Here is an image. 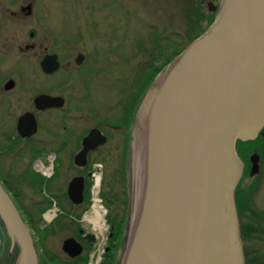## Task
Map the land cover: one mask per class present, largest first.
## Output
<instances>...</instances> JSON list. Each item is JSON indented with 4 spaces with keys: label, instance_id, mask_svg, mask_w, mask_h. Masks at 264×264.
<instances>
[{
    "label": "water",
    "instance_id": "1",
    "mask_svg": "<svg viewBox=\"0 0 264 264\" xmlns=\"http://www.w3.org/2000/svg\"><path fill=\"white\" fill-rule=\"evenodd\" d=\"M208 8L213 22L153 79L134 113L130 145L133 164L140 150L141 186L135 215L131 193L120 264H245L236 143L254 142L264 130V0ZM105 143L91 130L75 164L85 165L87 152ZM259 161L253 152L251 177ZM82 188L81 179L70 183L74 203ZM0 225L8 255L17 250L15 264H39L33 235L1 182ZM62 249L72 258L82 252L71 238Z\"/></svg>",
    "mask_w": 264,
    "mask_h": 264
},
{
    "label": "flooded vegetation",
    "instance_id": "2",
    "mask_svg": "<svg viewBox=\"0 0 264 264\" xmlns=\"http://www.w3.org/2000/svg\"><path fill=\"white\" fill-rule=\"evenodd\" d=\"M198 1L214 18L215 12L209 10L208 4L216 7L220 0ZM65 2L57 1V7L66 5L69 9L70 1ZM39 7L37 0L0 1V182L20 213L19 204L28 202L32 215L41 216L42 230L69 232L62 241V254L50 252L53 263L59 260L69 264L79 259L80 264H101L106 257H113L114 234L107 218L108 215H117L119 178L115 183L111 181L110 193L109 189L101 191L103 184L98 175L105 172L94 156L102 154L109 144L108 129L123 133L126 166L130 151V109L123 107L117 125L99 120L84 127L90 114H77L72 107V99L75 103H86L91 93L87 90L81 98L73 96L75 83L72 84L71 78L78 79L79 74H84L83 79L87 80L91 64H99L102 59V47L90 43V49L72 50L69 27H62V33H59L58 25L54 30L45 22L46 14L47 20L52 15L57 16L58 20V15L53 11L58 8L50 12L42 4ZM23 25L30 28L21 31ZM79 32L80 29L77 40L85 41V34ZM106 61L115 65L108 58ZM42 97L51 99L52 104H38L37 100ZM93 129L106 138V143L89 150L85 165L78 166L75 157L83 149V139ZM240 160L243 164L241 181L245 182L247 175L251 177V165ZM76 178L81 179L83 185L79 203H74L69 195L70 183ZM91 211L101 215L107 226L103 247L98 245L97 228L93 222L85 220ZM243 213L244 235L241 240L245 264H264V224L253 221L246 210ZM69 238L74 239L82 249L75 258L62 249L63 242Z\"/></svg>",
    "mask_w": 264,
    "mask_h": 264
},
{
    "label": "rangeland",
    "instance_id": "3",
    "mask_svg": "<svg viewBox=\"0 0 264 264\" xmlns=\"http://www.w3.org/2000/svg\"><path fill=\"white\" fill-rule=\"evenodd\" d=\"M57 1L62 4L70 1V8L68 9L66 5L57 7ZM39 4L50 9V12L51 9L58 8L53 10L58 15V20L54 15L49 16L52 18L47 20L48 14H46L45 22L53 26L54 30L58 25L59 33H62V27H69L72 50L79 51L84 47L90 49L92 47L90 43L102 47L103 53L100 55L102 59L99 64L96 62L91 64L87 80L83 79L84 74H79L78 79L71 78L72 84L75 83L72 87L73 96L77 95V98H81L87 90L91 93L86 103H75L72 99V107L77 114H90L84 127L93 125L99 120L117 125L123 107L132 109L133 100L153 70L159 67L167 56L177 50L185 49L190 37H195L197 34L194 30L198 26L205 31L207 21L213 16L198 0H37L38 8H40ZM6 23L11 27L8 22ZM29 28V25L20 27L21 31H27ZM79 29L81 31L79 33H84L86 36L83 42L77 40ZM21 33L24 39V33ZM44 33L46 35V32ZM89 39L93 41H86ZM107 58L115 65L108 64ZM108 133L109 144L102 154L94 156V160L103 166L105 172L104 175H98L103 184L101 191L109 189L110 193L111 181L115 183L119 178L117 185L119 201L115 213L120 217L124 210L121 201L125 199L126 186L128 185L130 197L134 188L133 153L130 145L125 171L124 134L110 132L109 129ZM248 151V148H242L244 158L251 165L250 156L253 152L247 154ZM260 158L259 174L250 178L247 175L246 181H241V191L243 212L246 210L253 221L257 220L264 224V156ZM28 204L22 202L19 208L24 216L31 219V233L35 242L41 247L40 253L46 257L48 256L46 250L56 255L62 254V241L69 232L67 230L39 232L36 221L42 218L32 215ZM96 214L93 211L88 212L85 220L93 222L99 236L98 245L103 247L107 238V226L103 223L104 218ZM242 216L245 217L244 213ZM84 224L89 227L88 223L84 222ZM0 232V264H13L9 261L8 242L1 225ZM47 260L49 262L51 258L47 257Z\"/></svg>",
    "mask_w": 264,
    "mask_h": 264
},
{
    "label": "trees",
    "instance_id": "4",
    "mask_svg": "<svg viewBox=\"0 0 264 264\" xmlns=\"http://www.w3.org/2000/svg\"><path fill=\"white\" fill-rule=\"evenodd\" d=\"M204 19V18H202ZM205 20V19H204ZM214 18L213 16L207 21V27L213 22ZM194 31H196V35L195 37H190L189 39V43L192 42L194 39H196L197 37H199L203 32L204 29H201L200 26H198ZM198 31V32H197ZM194 33V32H193ZM182 50H177L175 51V53H173L170 56H167L164 59V62L159 65V67L155 68L152 72V74L150 75L149 79L146 80L145 85L141 88L140 92L138 93V95L135 97V99L133 100L134 102L132 103V109L129 112V116H130V120L129 122H131L132 125V121H133V116L134 113L145 93V91L147 90L148 86L150 85V83L153 81V79L159 74L161 73L168 65L170 62H172V60L177 57L182 51ZM130 142V140H129ZM263 144H264V130L262 131L261 135L258 137L257 140H255L254 142H247V143H242V142H237L236 143V150H237V154L238 156L248 165L249 163L247 162V160L244 158V154L242 152V148H248L249 151L247 152V154L252 153L254 151H257L260 155V157L264 156V148H263ZM124 179V178H123ZM241 183H239L237 190H236V194H235V201H236V208H237V212H238V217H239V222H240V233H241V237H243L244 235V220H243V207H244V203H243V198H242V191H241ZM127 190L125 193V199L124 201H121L122 204L124 205V210L121 213V216L119 217L118 215L111 217L108 215V223L110 224V226L112 227V232H113V240L112 242L114 243V249H113V257H106L103 262L101 264H120V260H121V256L124 250V246H125V242H126V236L128 233V228H129V219H130V215H129V210H130V193L128 192V185L126 186ZM22 218L24 220V222L26 223L27 227L30 229V231L32 230V226H31V219L24 216L22 213ZM42 223V219H38V221H36V227L38 228L39 232H47L46 230H41L40 229V225ZM41 230V231H40ZM34 238V236H33ZM35 241V239H34ZM8 242V241H7ZM36 245V249L38 252V262L39 264H63L61 262L56 261L55 263H53V261L47 260V257H50L51 259L52 254L50 252H47L48 256L46 257V255H42L40 253V249L41 247L38 245L37 242H35ZM16 258H17V250L15 249L14 252L12 253V255H9V261H11L13 264H15L16 262ZM81 262L79 261V259L74 260L72 262H70L69 264H80ZM85 264V263H83Z\"/></svg>",
    "mask_w": 264,
    "mask_h": 264
},
{
    "label": "bare ground",
    "instance_id": "5",
    "mask_svg": "<svg viewBox=\"0 0 264 264\" xmlns=\"http://www.w3.org/2000/svg\"><path fill=\"white\" fill-rule=\"evenodd\" d=\"M134 155H135V161H134V173H133V176H134L133 214L135 215L136 210H137V205H138L140 186H141V154H140V150L136 146L134 148ZM0 234H1V232H0Z\"/></svg>",
    "mask_w": 264,
    "mask_h": 264
}]
</instances>
